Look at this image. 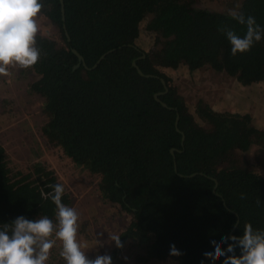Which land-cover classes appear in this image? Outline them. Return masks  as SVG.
<instances>
[{
	"label": "trees",
	"instance_id": "1",
	"mask_svg": "<svg viewBox=\"0 0 264 264\" xmlns=\"http://www.w3.org/2000/svg\"><path fill=\"white\" fill-rule=\"evenodd\" d=\"M63 1L70 41L59 0H42L40 15L58 38L38 33L41 57L19 74L30 78L28 92L42 99L44 145L99 175L101 198L129 215L119 234L123 247L115 244L112 259L128 245L137 263L171 258L174 264H212L203 255L214 252L212 240L240 236L246 223L264 229V127L247 113L219 112L201 99L189 105L167 73L184 68L192 76L205 67L241 85L264 81V38L233 56L219 29L243 36L246 27L229 13L194 8L210 0ZM235 11L264 27V0H241ZM143 23L152 38L146 48L137 44ZM71 48L88 68H73ZM161 77L168 87L159 96L165 106L154 97L164 89ZM252 146L258 150L250 160L244 152ZM32 172L33 180L14 182L0 143V227L19 216H55L47 194L60 182L41 163ZM62 203H71L66 190ZM173 244L182 255H170Z\"/></svg>",
	"mask_w": 264,
	"mask_h": 264
},
{
	"label": "clouds",
	"instance_id": "2",
	"mask_svg": "<svg viewBox=\"0 0 264 264\" xmlns=\"http://www.w3.org/2000/svg\"><path fill=\"white\" fill-rule=\"evenodd\" d=\"M43 8L42 0H0V76L9 75L10 66L29 69L39 61L41 50L36 46V38L41 31L38 19ZM229 15L246 27L243 36L232 28L219 29L231 45V54L249 52L264 38V27L254 16L246 17L235 10H230ZM49 187L52 191L47 198L55 205V220L48 216L33 220L19 216L0 227V264H46L57 241L61 242L59 255L65 264H113L107 254L88 258L77 239L79 214L75 208L62 203L64 185L56 183ZM244 198L241 194V199ZM256 203L260 206L261 201L258 199ZM239 226L238 221L234 222V227ZM110 239L118 248L123 247L119 235H110ZM210 243L214 252L203 255L212 264L221 257H224L222 264H264V229H254L251 223L244 225L240 236L226 235ZM170 255L182 253L173 244Z\"/></svg>",
	"mask_w": 264,
	"mask_h": 264
},
{
	"label": "rangeland",
	"instance_id": "3",
	"mask_svg": "<svg viewBox=\"0 0 264 264\" xmlns=\"http://www.w3.org/2000/svg\"><path fill=\"white\" fill-rule=\"evenodd\" d=\"M240 2L241 0H210L202 4L196 3L194 8L229 13L230 10H236ZM38 23L41 28L40 34L53 39L58 38L57 29L42 15ZM144 27L145 23L141 26L142 35L137 44L146 48L152 42V38ZM29 80L26 74H19V67L10 66L9 75L0 76V143L5 148L10 177L14 182L22 178L25 181L33 180L32 171L36 163H41L53 171L70 194L71 203L68 206L75 208L79 214L77 239L83 246L82 250L89 259H95L97 255H110L115 246L110 235H119L125 229L130 217L118 205L101 198L98 190L99 175L76 165L57 149L47 148L44 145L39 131L44 120L41 112L42 99L37 94L28 92ZM195 98L196 96L192 94L184 96L191 106ZM2 99L9 100L3 105ZM257 150L256 146H252L244 152V155L253 160ZM261 156L264 157V153ZM52 219L55 220V216ZM60 250L61 242L57 241L50 250L46 264H65L59 255ZM130 254L131 250L126 245L119 257L112 259L113 264H174L171 258L137 263Z\"/></svg>",
	"mask_w": 264,
	"mask_h": 264
},
{
	"label": "crops",
	"instance_id": "4",
	"mask_svg": "<svg viewBox=\"0 0 264 264\" xmlns=\"http://www.w3.org/2000/svg\"><path fill=\"white\" fill-rule=\"evenodd\" d=\"M167 73L174 76L179 94L196 96L194 104L201 99L219 112L247 113L255 126L264 127V81L241 85L224 73L205 67L193 71L192 76L184 68Z\"/></svg>",
	"mask_w": 264,
	"mask_h": 264
},
{
	"label": "water",
	"instance_id": "5",
	"mask_svg": "<svg viewBox=\"0 0 264 264\" xmlns=\"http://www.w3.org/2000/svg\"><path fill=\"white\" fill-rule=\"evenodd\" d=\"M59 3H60V12H61V19H62V21H63V24H62V28H63V31H64V34H65V36H66V39H67V41H70V36H69V34H68V32H67V29H66V26H65V23H64V18H65V9H64V1L63 0H59ZM71 51L76 55V57H77V63H75L74 65H73V68H76V67H78L80 64H82L84 67H87L86 65H85V62H84V58H83V56L75 49V48H71ZM107 54V52L106 53H103L98 59H97V61L92 65V67H89V68H94V67H96L97 65H98V63L105 57V55ZM133 65H134V67L136 68V70L138 71V73L139 74H143L142 73V71L140 70V68L138 67V65H137V63L135 62V61H133V63H132ZM88 68V67H87ZM147 76H150V74L149 75H147ZM160 80H161V82H162V84H163V91H159V92H156L155 94H154V97H155V99L157 100V101H159L162 105H166L163 101H161V99H160V95H162V93H164L165 91H167V89H168V87H167V85H166V82H165V80H164V78H160ZM177 122H178V115L176 116V119H175V126H176V129L177 130H179L178 129V126H177ZM183 141H184V134L183 133H181V143L183 144ZM174 151H175V148H171L170 149V152L172 153V154H174ZM175 165V164H174ZM213 180H214V182H215V186H214V189H215V187H216V184H217V181H216V179H214L213 178ZM235 215L237 216V214L235 213ZM236 221H238V219L236 220Z\"/></svg>",
	"mask_w": 264,
	"mask_h": 264
}]
</instances>
